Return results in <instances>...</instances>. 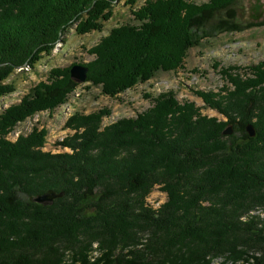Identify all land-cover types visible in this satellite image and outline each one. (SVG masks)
Returning <instances> with one entry per match:
<instances>
[{
    "label": "trees",
    "instance_id": "obj_1",
    "mask_svg": "<svg viewBox=\"0 0 264 264\" xmlns=\"http://www.w3.org/2000/svg\"><path fill=\"white\" fill-rule=\"evenodd\" d=\"M235 2L147 0L134 12L138 24L111 28L90 48L85 81L116 96L175 71L204 34L256 24L235 20ZM112 5L0 0V96L11 92V71L34 65L73 23L78 34L100 29ZM69 67H53L48 82L0 113V264H264V222L242 219L253 205L264 208V61L243 75L221 69L228 85L196 92L225 119L168 91L104 129L108 109L72 115L65 123L74 132L59 144L71 152L43 150L46 131L36 127L7 140L25 117L67 100L78 84ZM228 124L234 132L223 135ZM157 186L167 198L155 211L144 199ZM49 188L65 193L32 200Z\"/></svg>",
    "mask_w": 264,
    "mask_h": 264
},
{
    "label": "rangeland",
    "instance_id": "obj_2",
    "mask_svg": "<svg viewBox=\"0 0 264 264\" xmlns=\"http://www.w3.org/2000/svg\"><path fill=\"white\" fill-rule=\"evenodd\" d=\"M146 1L135 0L132 5L126 0H113L110 17L108 20L102 21L100 29L78 34L74 29L76 23L69 25L50 52H41V57L34 65L26 64L11 71L4 81L12 89L11 92L0 96V113L11 104H17L23 100L31 88L39 84L40 80L48 82L49 73L53 67L66 68L72 64H86L93 60L95 56L90 53V48L108 35L111 28L119 27L122 23L138 24L139 21L134 12L143 7ZM194 1L200 3L204 0ZM233 6L237 11L235 18L237 22L255 21L256 24L250 27L246 26L241 30H217L208 36L204 34L198 45L192 46L186 51L185 62L180 68L170 72L159 71L153 78L146 82L136 83L134 87L126 89L116 96L102 93L100 84L80 81L73 86L71 91L67 92L65 102L25 117L23 121L9 129L10 132L6 134V139L14 142L20 135H27L33 127H36L46 131L44 150L54 151L58 147L59 151H64L65 149H59L58 145L64 136L74 132V129L65 123L72 115L91 114L94 111L108 109L109 112L102 115L100 119L101 128L104 129L105 126H109L120 118L137 116L154 104L153 98L161 92L168 91L175 93L178 101L191 100V102H195L204 115H216L220 119H225L218 111L207 107L196 92L202 89L216 92L222 86L228 85L226 77L220 73L221 69L233 67V72L243 75L248 72V67L259 61H264V23L262 22L264 0H237ZM204 29L210 32L208 27H204ZM200 35L202 36V33ZM53 153L58 152L54 151ZM149 195L144 199V203L153 204V206H161L167 198L158 186ZM262 207L253 205L242 219L264 214ZM91 246L95 247L92 254L96 256L97 244L93 242ZM220 263L221 259H215L211 264Z\"/></svg>",
    "mask_w": 264,
    "mask_h": 264
},
{
    "label": "water",
    "instance_id": "obj_3",
    "mask_svg": "<svg viewBox=\"0 0 264 264\" xmlns=\"http://www.w3.org/2000/svg\"><path fill=\"white\" fill-rule=\"evenodd\" d=\"M70 69V78L76 82L79 83L80 81H85L87 74H88V67L86 65H84V63H76L73 64L69 67ZM246 130L249 133L250 137H253L256 134V130L254 129L253 125L251 123H248L246 125ZM234 132L233 128L231 127V125H228L225 130L223 131V135H227V134H232ZM64 191L62 190V192H56L54 190H52L51 188H49V190H47L46 192L42 193V194H36L34 196V198L32 199L33 201H36L37 203L40 204H48V203H52V201L55 198L61 197V195H64Z\"/></svg>",
    "mask_w": 264,
    "mask_h": 264
},
{
    "label": "built area",
    "instance_id": "obj_4",
    "mask_svg": "<svg viewBox=\"0 0 264 264\" xmlns=\"http://www.w3.org/2000/svg\"><path fill=\"white\" fill-rule=\"evenodd\" d=\"M61 141H63V140H61ZM42 149L44 150V147H42ZM65 150H67V151H71L69 148H67V146H65ZM47 151V150H46ZM52 151V150H51ZM54 151H57V152H63V151H59L58 150V147H57V149H55ZM53 151V152H54ZM144 205H146V207L147 208H151V209H153V210H156L157 211V209H159V207H161L160 205H157V206H153V204H146V203H144ZM253 216V215H252ZM258 217H259V219L261 220V221H263L264 222V214H259V215H257ZM251 217V216H250ZM248 218H245L244 220H247ZM98 251V250H97ZM98 254V252H96V255Z\"/></svg>",
    "mask_w": 264,
    "mask_h": 264
},
{
    "label": "bare ground",
    "instance_id": "obj_5",
    "mask_svg": "<svg viewBox=\"0 0 264 264\" xmlns=\"http://www.w3.org/2000/svg\"><path fill=\"white\" fill-rule=\"evenodd\" d=\"M60 146V145H59ZM61 147H59V149H60Z\"/></svg>",
    "mask_w": 264,
    "mask_h": 264
}]
</instances>
